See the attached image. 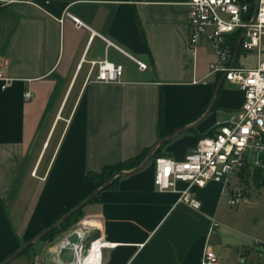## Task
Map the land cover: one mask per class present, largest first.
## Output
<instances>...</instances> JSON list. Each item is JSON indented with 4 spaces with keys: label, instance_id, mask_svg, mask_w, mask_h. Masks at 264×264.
Returning a JSON list of instances; mask_svg holds the SVG:
<instances>
[{
    "label": "crops",
    "instance_id": "0c3cea01",
    "mask_svg": "<svg viewBox=\"0 0 264 264\" xmlns=\"http://www.w3.org/2000/svg\"><path fill=\"white\" fill-rule=\"evenodd\" d=\"M189 1L0 0V55L13 79L0 86V260L88 196L94 188L88 172L156 146L161 116L164 131L188 121L162 148L180 160L198 135H210L229 112L239 113L240 88L224 79L214 96L223 75L210 74L209 41L196 48L189 43ZM103 37L148 68L141 70ZM236 58L247 67L258 61L256 52ZM103 59L123 65L120 81H96L92 62ZM244 176H234L231 186ZM154 177L152 162L101 191L70 230L35 244L23 264H54L53 245L81 226L113 244L103 249V264H203L207 246L218 256L215 264H256L253 249L233 236L245 233L220 229L230 223L223 200L229 204L231 186H193L202 201L194 212L176 205L179 194L160 191ZM211 217L220 225L209 237Z\"/></svg>",
    "mask_w": 264,
    "mask_h": 264
},
{
    "label": "built area",
    "instance_id": "2783aa9c",
    "mask_svg": "<svg viewBox=\"0 0 264 264\" xmlns=\"http://www.w3.org/2000/svg\"><path fill=\"white\" fill-rule=\"evenodd\" d=\"M190 38L192 48L206 38L211 46L214 60L210 63V74L225 75V80L244 92V103L239 111L228 113V117L217 123L214 132L201 137L183 159L159 156L155 161L154 182L160 191L172 190L179 194L176 205L197 212L202 201L193 194V186L204 187L209 182H222L230 188L233 176L244 174L229 193V204L237 206L248 200L243 186L246 179L255 181L258 173L264 177V0L252 5L243 0H190ZM76 24L88 27L74 17ZM108 45L115 46L137 62L141 70L147 63L139 60L109 39ZM236 39V45H235ZM238 53L256 52L257 64L247 67L234 58ZM237 53V56L239 55ZM97 67L96 81L117 82L123 75V65L107 59L93 61ZM5 64L0 55V86L8 87L12 77L5 73ZM27 99L34 93L27 91ZM184 181L188 187L179 190L177 183ZM247 181V180H246ZM220 225L215 217L209 219V237ZM88 227H78L69 232L62 241L52 247L54 264H103V249L113 244L100 237L90 236ZM76 235L77 242L69 237ZM61 245H66L61 247ZM72 250L71 261H65L64 253ZM50 259V258H49ZM219 261L212 247H206L203 264Z\"/></svg>",
    "mask_w": 264,
    "mask_h": 264
},
{
    "label": "rangeland",
    "instance_id": "374dc122",
    "mask_svg": "<svg viewBox=\"0 0 264 264\" xmlns=\"http://www.w3.org/2000/svg\"><path fill=\"white\" fill-rule=\"evenodd\" d=\"M235 179L236 178L233 176L231 180L232 183L233 181L235 182ZM242 184L247 191L248 200L237 206H230L227 201V196H225L223 205L227 210H223L226 214L224 217L226 220L230 221V223H222L220 229H226L228 228L227 226L230 225L232 227L234 226V228L241 233H245V236L238 233H235L233 236L237 240H243L244 244H247L253 249L252 258L255 260L256 264H264V185L259 186L257 182L251 179ZM234 237L226 239L222 243V246L219 248L222 253L229 247L228 242L234 241ZM213 238L212 243L215 246H219L218 244L220 243L214 241L215 238ZM33 252L34 246L31 247L27 253L18 256L13 264H23L24 260H26L28 256H32Z\"/></svg>",
    "mask_w": 264,
    "mask_h": 264
},
{
    "label": "trees",
    "instance_id": "16d2710c",
    "mask_svg": "<svg viewBox=\"0 0 264 264\" xmlns=\"http://www.w3.org/2000/svg\"><path fill=\"white\" fill-rule=\"evenodd\" d=\"M244 2H248L252 5L255 4V0H243ZM3 4L0 3V8H2ZM236 39H235V45H236ZM239 54V53H238ZM163 104V95L161 96V106ZM162 116L160 118V139H163L167 136H169L170 134L174 133L177 129H180L181 127H183L187 122L183 123L182 125H180L179 127L175 128L172 131H164L163 127H162ZM208 134H212V131ZM205 135H198L196 138V141L194 142L193 146L197 143V141L203 137ZM165 143L160 144L158 148H156L153 152V156H152V160L149 163L153 162V167H154V174H155V161L156 158L159 156H165L166 154L163 152L162 148L164 146ZM154 147H148L143 149V151L133 157H131L130 159L124 160V161H119L116 163H112V164H108L106 165L102 170L100 171H90L87 173L86 178L91 181L94 184V188L91 191V193H93L94 191H96L97 189L101 188L110 178H112L113 176L114 179L111 182L110 186L107 187L106 189H110L114 186H116V184L120 181V179H122L124 176L130 174V173H124L121 174L122 171L124 172H129L131 170H133L134 168L138 167L139 165L142 164L143 161H145L146 157L148 156V154L151 152V150ZM255 182H257V184L259 186L264 185V177L258 173L256 178H255ZM105 189V190H106ZM90 193V194H91ZM87 197V196H86ZM86 197H84L83 199H81L78 203L82 202ZM95 198H93L92 200H90L87 203H90L94 200ZM78 203H76L75 205H77ZM86 203V204H87ZM85 204V205H86ZM75 205H73L72 207H70L67 211H69L70 209H72ZM84 207V206H83ZM83 207L76 210L73 214H71L70 216H68L66 219H64L63 221H61L59 223L58 226H56L52 231L48 232L47 234H45L41 239H39L38 241H36L35 243H33L32 245H30L28 248H26L22 253H20L18 256H21L25 253H27V251L33 247L37 242L40 241H49L52 242L54 241L60 234L70 230L83 216ZM66 211V212H67ZM56 221V220H55ZM55 221H53L50 224L47 225H41L39 227V230L37 231V233L35 235H33L31 238H29L27 241H29L30 239H32L33 237H35L37 234H39L40 232H42L44 229L50 227ZM97 237V236H95ZM26 241V242H27ZM25 242V243H26ZM24 244V243H23ZM16 251V250H15ZM15 251H13L12 253L8 254L7 256H5L3 259L0 260V263H2L3 261H5L11 254H13ZM33 264V263H30Z\"/></svg>",
    "mask_w": 264,
    "mask_h": 264
},
{
    "label": "water",
    "instance_id": "95a60500",
    "mask_svg": "<svg viewBox=\"0 0 264 264\" xmlns=\"http://www.w3.org/2000/svg\"><path fill=\"white\" fill-rule=\"evenodd\" d=\"M256 3H257V0H255V4ZM238 51H239V44H237V47L235 49L234 58H236ZM224 79H225V75L222 76L221 81L217 85V87L215 89V95L214 96H216L217 92L221 89L222 83H223ZM214 103H215V98H213V101L211 103V106H210L209 110H211L213 108ZM178 131L179 130L175 131V133H177ZM175 133H173V134H171V135H169V136L161 139L157 143V145L163 144V143L171 140L172 139V136H174ZM157 145L154 146V148L151 150V152L148 154V156L146 157L145 161H143L141 165H139L138 167L134 168L133 170H131L129 172L122 171L121 174H124V173H134V172H137V171L141 170L142 168H144L152 160L153 152L157 148ZM114 177L115 176H113L112 178H110L101 188H99L96 191H94L93 193L89 194L82 202L78 203L72 209H70L65 214H63L61 217H59L50 227L44 229L42 232H40L39 234H37L35 237H33L32 239H30L29 241H27L26 243H24L23 245H21L13 254H11L5 261H3L0 264H7L8 262H10L14 258H16L20 253H22L30 245H32L33 243H35L37 240L41 239L48 232L52 231L56 226L59 225V223L61 221H63L68 216H70L71 214H73L76 210L82 208L87 202H89L90 200H92L97 194H99L101 191H103L107 187H109L110 184H111V182L113 181ZM69 239H70L71 242H77V236L76 235L70 236ZM73 256H74V253H73L72 250H68V251H66L64 253V259H65V261H71L73 259Z\"/></svg>",
    "mask_w": 264,
    "mask_h": 264
},
{
    "label": "clouds",
    "instance_id": "9594fccd",
    "mask_svg": "<svg viewBox=\"0 0 264 264\" xmlns=\"http://www.w3.org/2000/svg\"><path fill=\"white\" fill-rule=\"evenodd\" d=\"M64 246H66V245H61V247H64Z\"/></svg>",
    "mask_w": 264,
    "mask_h": 264
}]
</instances>
